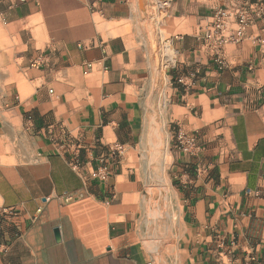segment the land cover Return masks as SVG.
Listing matches in <instances>:
<instances>
[{
	"label": "crops",
	"instance_id": "obj_1",
	"mask_svg": "<svg viewBox=\"0 0 264 264\" xmlns=\"http://www.w3.org/2000/svg\"><path fill=\"white\" fill-rule=\"evenodd\" d=\"M239 6L251 20L221 66L203 30ZM151 22L172 48L164 264H264V0H0V264L155 263L139 223L156 197L138 153L158 62L136 26Z\"/></svg>",
	"mask_w": 264,
	"mask_h": 264
},
{
	"label": "rangeland",
	"instance_id": "obj_2",
	"mask_svg": "<svg viewBox=\"0 0 264 264\" xmlns=\"http://www.w3.org/2000/svg\"><path fill=\"white\" fill-rule=\"evenodd\" d=\"M161 16L162 12L157 17V22L161 21ZM130 27L129 25L128 30ZM136 29L138 35L142 34L145 37L142 43L152 49L158 62L156 73L148 82L149 99L145 108L146 138L138 148L139 164L145 181L144 194L156 197L146 202L139 223L145 231L143 233L145 245L155 258L154 264H164V256L170 253V248L177 238L175 230L178 220L168 167L171 158L164 83L168 62L166 61V67L162 66L161 62L163 55L170 58L171 53L165 49L168 43L163 34L164 30L158 24L151 22L136 26ZM9 62L10 58L8 60L7 57H0V65Z\"/></svg>",
	"mask_w": 264,
	"mask_h": 264
},
{
	"label": "built area",
	"instance_id": "obj_3",
	"mask_svg": "<svg viewBox=\"0 0 264 264\" xmlns=\"http://www.w3.org/2000/svg\"><path fill=\"white\" fill-rule=\"evenodd\" d=\"M210 21L203 30V38L206 44L211 45L213 49V56L215 61L219 65H223V60L221 58L220 52L223 51L224 45L227 42H240L245 36V27L251 20V8L245 7H234V8H219L216 9L210 17ZM231 24H234L235 27H230ZM166 55L162 57V66L167 65ZM87 68H90V64H86ZM190 77V76H189ZM184 78L179 77L176 79L177 83H184ZM188 85V84H186ZM175 145L181 151L186 153L195 152L197 145L193 136H188L181 129H177L175 133ZM120 147L112 148L108 153V158L103 160L101 164L92 171L91 177L99 178L104 180L108 176V165L118 153ZM73 168H78V163L73 164ZM146 264H150L147 262Z\"/></svg>",
	"mask_w": 264,
	"mask_h": 264
},
{
	"label": "bare ground",
	"instance_id": "obj_4",
	"mask_svg": "<svg viewBox=\"0 0 264 264\" xmlns=\"http://www.w3.org/2000/svg\"><path fill=\"white\" fill-rule=\"evenodd\" d=\"M165 49H166L169 53H171L172 48H171V46H170L169 43L166 44ZM161 144H162V143H161ZM164 162H165V161L163 160V163H164ZM160 180H161V179H160Z\"/></svg>",
	"mask_w": 264,
	"mask_h": 264
},
{
	"label": "water",
	"instance_id": "obj_5",
	"mask_svg": "<svg viewBox=\"0 0 264 264\" xmlns=\"http://www.w3.org/2000/svg\"><path fill=\"white\" fill-rule=\"evenodd\" d=\"M55 237H58L57 229L54 230Z\"/></svg>",
	"mask_w": 264,
	"mask_h": 264
}]
</instances>
